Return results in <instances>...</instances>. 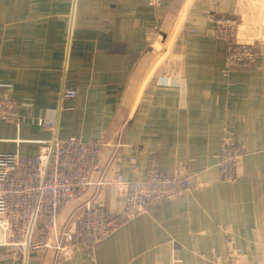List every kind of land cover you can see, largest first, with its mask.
<instances>
[{"label": "crops", "instance_id": "0c3cea01", "mask_svg": "<svg viewBox=\"0 0 264 264\" xmlns=\"http://www.w3.org/2000/svg\"><path fill=\"white\" fill-rule=\"evenodd\" d=\"M210 14L240 18L255 60L229 64ZM66 87L77 96L63 102ZM0 96L58 120H0V151L31 157L53 135L104 140L49 248L0 246V264H264V0H0ZM228 141L244 148L233 181L219 166ZM151 154L193 185L70 248L63 229L88 205L123 212L119 174L145 177Z\"/></svg>", "mask_w": 264, "mask_h": 264}, {"label": "built area", "instance_id": "2783aa9c", "mask_svg": "<svg viewBox=\"0 0 264 264\" xmlns=\"http://www.w3.org/2000/svg\"><path fill=\"white\" fill-rule=\"evenodd\" d=\"M152 4H159V0H152ZM206 19L216 26L217 36L225 41L230 65L255 60L253 46L237 39L239 17L210 14ZM76 96L77 89L69 87L61 95L63 102ZM0 120L17 125L34 122L52 130L58 126L57 119L34 116L14 98L1 96ZM103 146L102 139L86 141L79 135L68 138L53 135L42 141L38 153L31 157L18 151H0V246L22 254L48 249L50 232L58 228L69 200L90 184V173ZM243 154L244 148L237 142L222 145L219 166L225 180L236 179ZM136 161L137 157H131L125 164L134 165ZM117 184L127 186L124 211L113 215L103 204L86 206L76 221L63 229L62 236L70 248H91L126 220L193 185L191 176L162 172L155 154L149 156L145 177L126 180L119 174Z\"/></svg>", "mask_w": 264, "mask_h": 264}, {"label": "rangeland", "instance_id": "374dc122", "mask_svg": "<svg viewBox=\"0 0 264 264\" xmlns=\"http://www.w3.org/2000/svg\"><path fill=\"white\" fill-rule=\"evenodd\" d=\"M66 209H67V206L64 208V211L62 213L63 216L65 215Z\"/></svg>", "mask_w": 264, "mask_h": 264}]
</instances>
